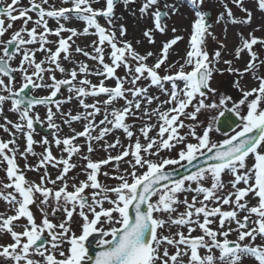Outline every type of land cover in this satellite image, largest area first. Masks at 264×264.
I'll list each match as a JSON object with an SVG mask.
<instances>
[{"label":"snow or ice","instance_id":"6c2138e0","mask_svg":"<svg viewBox=\"0 0 264 264\" xmlns=\"http://www.w3.org/2000/svg\"><path fill=\"white\" fill-rule=\"evenodd\" d=\"M20 2L10 0L6 6H0V38L13 29L15 21H23L9 39H0V115H3L6 103H10L9 111L18 113L17 122L5 116L4 123L0 124V128L13 136L8 141L0 140V158L7 162L8 180V183L0 182V199L15 213H0V234H10L13 241L0 245V257L8 258L9 264H245V260H251V264H264V244L256 243L257 237L264 240V74L259 71L264 61L253 50L255 45H264V38L254 34L261 30L260 27L247 36L238 33L240 43L235 48V59H241L245 51L250 57L242 70L233 68L232 60H223L227 65L225 70L237 76L233 87L242 92V98L233 101L231 96L212 87L214 73L223 74L224 70L218 69L217 65L221 63V50L226 45L220 43L219 49L210 57L207 39L215 40L216 37L210 31L207 11L203 10L205 0H183L182 4L168 0H140L135 10L129 5L137 4V0H105L103 8L93 7L100 0H62L70 7H56L49 0H29L27 7H20ZM230 2L245 15L236 17L225 3V11L219 14L217 23L251 25L253 13L244 7V0ZM118 4L133 17L138 12L140 19L152 20L153 26L143 31L150 44L155 43L156 32L166 33V21L171 15L179 13L184 4L190 5L195 19L184 62H167L170 50L183 39L180 35L164 42L158 54L137 51L132 41L125 39L128 30L116 15ZM256 4L264 12V0H256ZM29 13H35L37 18L33 20ZM100 17L105 19L107 27L99 22ZM73 18L85 23L82 31L66 27ZM49 19L57 22L55 29L49 27ZM30 21L33 27L29 29ZM38 28L43 30L38 32ZM90 29L94 31L90 32ZM171 31L175 34L178 30L172 27ZM64 32L69 33L66 38L62 36ZM50 35L58 37V41H50ZM79 35L98 37L90 45L91 52L79 45L75 47L76 53L96 61L95 69L83 61H75L71 69L62 66L61 54L63 60L73 63V37ZM53 43L56 44L54 51L46 47ZM35 44L39 47H29ZM105 45L110 48V63L105 61ZM37 52L45 53L39 62ZM18 55L19 64L14 67L13 61ZM150 58L154 61L151 64L148 63ZM121 66L126 69L124 77L117 75ZM173 69L177 70L173 72ZM57 71L67 78L57 79L54 74ZM45 74H48L47 80ZM246 74L258 81V87L248 91L241 87L240 81ZM92 75L102 77L98 84L88 79ZM107 79H114L115 86H105ZM17 80L20 81L18 88L14 87ZM141 80H148L149 84L138 85ZM152 86L167 99L161 100L160 96L150 94ZM62 87H66L69 95L63 101L54 99ZM42 88L49 89V94H30L32 90ZM101 95L106 97L102 101L86 102L89 97ZM209 97L214 98L209 101ZM73 99L83 111L75 114L71 110L62 111V104ZM121 100L123 105L117 106ZM153 103L155 107H152ZM37 106H46L45 120L47 127L54 130V144L58 148L63 145L62 152L67 154V158L54 156L49 140L44 137L40 143L45 146V151L39 154L38 163L34 166L25 163L24 166L29 171L44 170L39 182L28 180L17 165L19 147L15 134L8 127L11 125L16 132L24 133L26 147L20 155L25 161L28 155L36 156L33 150L37 143L33 138L35 125L45 122L35 111ZM190 106L193 110L187 111ZM213 109L219 110V116L212 117V122L198 131L199 114L202 110ZM228 112L239 117V130H234V134L222 142H214L211 134L216 120L225 117L223 122L231 126L226 117ZM98 116L103 118L97 120ZM58 117L69 127L73 122L85 121L83 130L76 132L73 129L74 135L60 138L57 135L60 125L55 122ZM129 119L143 121L139 133L145 143L135 135L133 124L127 122ZM185 120L191 123H185ZM157 128L156 136H150L149 133ZM184 128L188 132L181 134L180 130ZM117 130L126 135L130 142L128 146L122 145L119 137L112 143L105 141ZM94 132L97 134L93 135ZM81 137L85 139L89 153L81 157L87 161V179L70 184L69 180L74 178L68 173L77 167L71 162L72 157L80 156L81 152V146L74 141ZM100 141H105L102 147L106 152L117 146L123 151L115 156L109 152L107 158L93 161L90 156L95 151L93 143ZM178 145L180 148L174 158L160 156L162 151L171 152ZM127 157L131 159H125ZM249 158L253 159L251 166L247 163ZM122 162L129 168L121 171ZM109 164L113 165V171L102 173V166ZM49 166H62L55 179L48 172ZM168 166L195 170L175 178L176 169L170 171ZM226 174L232 177L227 184L223 179ZM100 175L118 183L106 186L99 180ZM241 183L244 187H238ZM228 185L231 190L225 191ZM86 189H91V193L87 194ZM187 193H192L191 200L187 195L181 199V194ZM250 194L258 198L256 206L249 207L245 198ZM105 203L110 206L105 208ZM181 204L184 206L182 212L178 211ZM226 205L231 210H223ZM32 206L40 213L39 222ZM61 212L63 217H59ZM240 212L247 214L241 219ZM74 214L81 218L79 235L71 227ZM253 214L257 217L255 221L251 220ZM21 218L26 219L24 225L14 224ZM217 218L218 226L213 228ZM55 219H59V223H54ZM17 226L22 231L14 230ZM166 226L168 235L163 234ZM172 227L178 230L172 233ZM184 228L187 234L179 230ZM197 229L201 234L193 235ZM234 232L237 238L230 240L229 236ZM97 233L111 239H100V250L93 256L89 242ZM65 244L68 247L63 250ZM169 246L174 252H169ZM214 250L219 254L216 255Z\"/></svg>","mask_w":264,"mask_h":264},{"label":"rangeland","instance_id":"374dc122","mask_svg":"<svg viewBox=\"0 0 264 264\" xmlns=\"http://www.w3.org/2000/svg\"><path fill=\"white\" fill-rule=\"evenodd\" d=\"M10 0H3V2L1 4L3 5H7V3H9ZM28 2L29 0H21L20 2V7H27L28 6ZM169 3L171 2H178L180 4L183 3V0H168ZM50 4H55L56 7H70V4H65L62 3V0H49ZM227 3L228 6L232 9L234 15L238 18H243V16L245 15L243 12H241L235 5H233L230 0H205V4L203 6V10H209L210 11V17H209V23L211 24V28L210 31L213 33V35L216 37L215 40H213L211 37H208L207 39V49L209 51V55L210 57L212 56V54L219 49L220 47V43H224L226 45V47L224 49H222V57H221V63L217 65V68L220 70H224L223 74H220V72L214 73V78L212 80V87L216 88L217 91L221 94H225V95H229L232 97L233 101H238L239 99L242 98V92L239 91L238 89H236L235 87H233V83L234 81L237 79V76L227 72L225 69L227 68V65H225L223 63V60H232L233 64L232 67L233 68H239V69H243L248 60L250 59L248 53L245 51L244 53L241 54V59L236 60L235 59V48L239 45L240 43V36L238 35V33L242 32L244 34V36H247L249 32H251L254 28H257L258 26L260 27V31H256L254 34L257 37L260 38H264V12H261L256 4V0H244V7L249 9L250 11H252L253 13V17H252V23L251 25H241V24H231L228 23L227 26H225V22L222 21L220 23H217V18L219 16L220 13L224 12V4ZM105 4V0H100L99 3L94 4L93 7L95 8H103ZM122 4H118L115 11H116V15L118 17L121 18V13H119L121 10H125L126 13V19L121 18L120 19V23H124L125 26L127 27V36L125 37V39L132 41L133 47L139 51L141 54H144L148 51H152L154 53H159L162 45L164 42H167L168 40L174 38V35H180L183 37L182 40L178 41L176 45L173 46V48L170 50V55L168 57V63L171 64L175 61H179L180 63H183V57L186 55V52L189 50V39L191 36V32H192V27H191V22L195 19L194 13L191 10V6L184 4L183 6L180 7V11L179 13L175 14V15H171L170 18L166 21L168 28L165 34H161L159 32L155 33V43L154 44H150L148 42V40L143 36V31L145 30V28H150L152 27V20L150 18H145V19H140L139 18V13L137 12V16L133 17V15L131 14L130 11L126 10L124 8V6L120 7ZM139 6V1L137 0V4L135 5H129L130 9H137ZM120 7V8H119ZM119 13V14H118ZM29 15H31L33 17V20H35L37 18L35 13H29ZM6 19V18H5ZM99 22L107 27L106 21L103 17L98 18ZM122 19H125L124 21ZM225 19H227L225 17ZM18 24V25H16ZM23 24L22 20H18L16 22H14L13 25V29L10 30L4 37H2V39L5 38H10L12 32L16 31L17 29H19ZM48 24L49 27L52 29H55L57 27V22L53 19H49L48 20ZM31 27H33L32 22L30 21L28 23V28L30 29ZM66 27H75L78 31H82L83 28L85 27V23L83 21H79L76 20L75 18H73V20L66 24ZM172 27L177 28V32L175 34H173V32L171 31ZM42 28H38L37 31L40 32L42 31ZM93 29H90V32H92ZM118 34V33H117ZM69 35V33L64 32L62 33V36H64L65 38ZM48 39L50 41H58V37L54 36V35H50L48 37ZM74 40V44L72 46L71 49V58L73 63H70L69 61H65L63 60V54H61V63L62 66L65 67L66 69H71L74 66V62L75 61H83L86 62L89 67L91 69H95L97 67V63L96 61L90 60L88 58H85L83 55L76 53L75 52V47L77 45H79L81 48H85L87 51L91 52L92 48L90 47L91 43L94 40H98V37L95 35H79L77 37H73ZM140 41L141 43L137 44L136 42ZM29 47H34V48H38L39 45L35 44V45H30ZM46 47L51 48L53 51L55 50L56 44H48L46 45ZM255 52H257L259 59L261 61H264V45H255L254 49ZM110 51V48L105 45V61L109 62L108 59V52ZM45 56L44 52H37L36 53V60L37 62H39L41 59H43ZM18 58V57H17ZM19 60H20V56H19ZM154 61L150 58L148 63L151 64ZM19 63V61H18ZM47 66V65H45ZM178 68V65H177ZM177 69H173V72H175ZM186 70H190V69H186ZM261 74H264V65H261L260 69H259ZM57 77V79H63V78H67L65 75L59 73L58 71L54 73ZM163 71H161V75H163ZM117 75L120 77H124L126 75V69L121 66L120 68L117 69ZM48 77V74H45V78ZM88 79H90L92 81L93 84H98L100 79H102V77H98L95 75L89 76ZM241 83V87L248 91L251 90L254 87H258V81L256 79H253L251 75L246 74L243 79L240 81ZM149 84L148 80H141L138 82V85L140 86H147ZM20 86V81L19 82H15L14 83V87L18 88ZM105 86L108 87H114L115 86V80L114 79H107L105 80ZM128 85L126 84L125 87H127ZM170 87V86H168ZM49 89H47V93H49ZM44 92H42V90L38 89V90H34L33 94L35 95H39L42 94ZM149 93L152 95H157L160 96L161 100H165L167 99V96L161 94L160 90L158 88H156L155 86H152L149 88ZM69 95L68 91H61V97L60 100L63 101L67 96ZM106 97L101 95L97 98H87L86 102L88 103H92L94 101V99H99V100H103ZM214 97H209V101L211 99H213ZM254 97H250L249 99H252ZM123 101H119V104L117 106H121L123 105ZM156 104L153 103L152 107H155ZM167 107V106H165ZM228 107H231V101L228 103ZM10 109V103H6L4 106V113L3 115H0V124L4 123V117L6 116L9 120L13 121V122H17L18 121V113L9 111ZM55 110V108H54ZM71 110L73 114H75L77 111H83L79 105L78 102L73 99L70 103H64L62 104V111H68ZM192 107L190 106L189 109L187 111H192ZM36 112H38L40 114V117H42L45 122L44 124L47 125V122L45 120V114H46V107H36L35 109ZM219 113V110L213 109V110H208V111H203L201 112V114H199L198 116V121H197V125H198V131L200 127H204L207 126L208 123L212 122V117L216 116ZM102 116H98L97 120L102 119ZM183 119V117H182ZM57 124L60 125V131L57 134L60 138H64L67 136H71L74 135L73 129H75L76 132L82 131L83 130V125L85 123V121H76L73 122L71 124V127H69L66 124L62 123V119L61 118H56L55 121ZM130 124H133V131L135 133L136 136L140 137L141 143H145L143 136L140 135L139 133V129L140 127L143 126V121L140 120H132L129 119L127 121ZM153 123H155V118H153L152 120ZM185 123H191L190 121L185 120ZM9 127V131L11 133L15 134V138H16V145L19 147V151L16 154V163L19 166V168L21 170L24 171L25 176L28 180L30 181H36L39 182L40 179V175L43 173V169H40L39 172L37 171H29L25 169V163H27L28 165H36L39 161V159L41 158V156L39 154H42L45 151V146H43L40 141H42V139L44 138V136L38 134V133H34V140L37 141L36 144L33 145V150L35 153H37L36 156H32V155H28L27 157V161H25V159L20 155L21 152L24 151L25 147H26V138L23 132H16L15 129H13L11 127V125L8 126ZM213 128L214 131L211 134L212 140L214 142H222L224 139H226L229 135L234 134V131L230 134H221L218 133L217 131H215V127L213 124ZM53 130V129H52ZM236 130H239V128H237ZM25 131H27V129H25ZM54 131V130H53ZM158 131L157 129H154L152 132L149 133L150 136H156ZM181 134H186L188 132L187 128L181 129ZM97 133L94 132L93 135H96ZM116 137L120 138L121 144L124 145L125 147L128 146V144L130 143L128 138L126 137V135L123 133V131L121 130H117L112 132L111 134H109L106 138L105 141L107 143H112L115 141ZM13 136L9 134V132H5L3 128H0V140L3 141H8L10 139H12ZM47 139L50 142L51 145V151L53 153L54 156H56L57 158H59L61 155H63L65 158H67V154L62 152L63 149V145H61L59 148L54 144V137L52 135V137H47ZM135 140V136L133 138V143ZM189 140L191 142H195L194 140L191 139V137H189ZM105 141H100L99 143L94 142L93 143V148L95 149V151H93L90 156L91 159L93 161H99L101 159H105L107 158V156L109 155V152L111 155L115 156L117 154H119L120 152L123 151V148H121L120 146H117L114 149L109 150V152H106L104 150V148L102 147V145L105 143ZM75 144H78L81 146V152H80V156H76L74 155L72 157L71 162L75 163L77 165L76 168L72 169L69 173L68 176L74 178V180H69V183H79V181L82 180H86L87 179V175L85 172V166L87 161L83 160L81 157L84 155H89V153L87 152V145H86V141L83 137L78 138L77 140L74 141ZM12 145H10L11 147ZM180 146L178 145L176 149H174L173 151L169 152L167 150L162 151L160 153V156L162 158H174L179 150ZM10 155V153H9ZM125 159H131V157H127ZM153 159H155V157H153ZM248 165L251 166L253 164V159L249 158V160L247 161ZM121 167V171H123V169L125 168H129V165L126 163H121L120 165ZM168 167H172V166H168ZM6 169L7 167L4 165V161H2L0 159V182L3 183H8L7 180V176H6ZM62 170V166H60L59 168H54L49 166L48 167V172L50 173L51 177L53 179H55V177L57 175H59L60 171ZM113 171V165L109 164L107 166H102L101 168V172H112ZM225 183L227 184V182L229 180L232 179V177L230 175H224L223 177ZM99 180L101 181V183L105 184L106 186H115L118 181H116L115 179H111L109 177H105L103 175L99 176ZM59 186V183L58 185ZM195 186V185H193ZM238 187H244L243 183H241L240 185H238ZM69 190H71V188H69ZM231 190V186L228 185L227 188L225 189V191H230ZM8 191H11V189H9ZM91 189H86V193L90 194L91 193ZM187 195L189 200H191V196L192 193H187V194H181V199H183V196ZM202 198V197H201ZM248 202H249V207L251 206H256L258 204V198H254L251 194L245 198ZM110 205H108L107 203L104 204V207L107 208ZM99 210V209H97ZM223 210H231L229 206H224ZM32 211L34 212V215L37 219V222L40 221L41 216L39 211L32 206ZM178 211H184V206L183 204H181L179 206ZM0 213H5L6 215H14V210L11 209V207L5 203V201L3 199H0ZM247 213L245 212H240L239 213V218H243L244 215H246ZM60 217L64 216V213L61 212L60 213ZM51 218V217H50ZM202 219V217H201ZM257 219L256 215L253 214L251 216V220L255 221ZM54 223H59V219H55L53 220ZM26 223V219L25 218H21L19 221L14 222V224L16 225H24ZM80 224H81V218L78 215L74 214V217L72 219V230L79 235L80 234ZM218 226V218H217V223L213 224L212 227L216 228ZM232 227L235 228L236 225L235 223L232 224ZM14 230L16 231H22V228L17 226L14 228ZM178 229L176 227H172L171 232L175 233ZM181 231H184L185 234H187V229H179ZM163 234L164 235H168L169 231L167 230V226L165 228V230H163ZM201 232L199 231V229H197L196 232L193 233V235H200ZM237 238V233H232L229 236V239L231 240H235ZM12 239L10 234L7 233H2L0 234V245H7L9 243H12ZM247 242V241H246ZM257 244H264V240H262L260 237H257L256 240ZM68 247L67 244L64 245V249L66 250ZM202 254H203V250ZM169 252L172 253L174 252V249L171 248L169 246ZM215 254L218 255V251L214 250ZM58 256V253H57ZM3 258V257H0ZM37 259H39V257H36ZM59 258V256H58ZM8 259V258H7ZM187 258H185L186 260ZM0 264H6V262H0ZM14 264V262H13ZM245 264H251V260H245Z\"/></svg>","mask_w":264,"mask_h":264},{"label":"water","instance_id":"95a60500","mask_svg":"<svg viewBox=\"0 0 264 264\" xmlns=\"http://www.w3.org/2000/svg\"><path fill=\"white\" fill-rule=\"evenodd\" d=\"M226 117L229 118V124H231L230 127L228 126V124H225L223 122L225 120V117H220L217 120V127H218V129H220L222 131H229L230 129H232L233 127H235L237 124L240 123V121L237 119V117L231 112L226 113ZM194 170L195 169H187V168H179L178 167V168H176L174 176H175V178H179L180 175L188 174L190 171H194ZM100 239H103V237L99 233L94 234V236L92 238H90L89 248H90V254H92L93 256L95 255L96 251L100 250V248L98 247V244H97Z\"/></svg>","mask_w":264,"mask_h":264},{"label":"bare ground","instance_id":"6f19581e","mask_svg":"<svg viewBox=\"0 0 264 264\" xmlns=\"http://www.w3.org/2000/svg\"><path fill=\"white\" fill-rule=\"evenodd\" d=\"M138 1L140 2V0H138ZM122 6H123V5H121L120 7H122ZM120 7H119V8H120ZM119 13H121V18H124V17H125V19H126V13H127V12H126L125 10H121ZM119 13H118V14H119ZM125 19H122V20L124 21Z\"/></svg>","mask_w":264,"mask_h":264},{"label":"flooded vegetation","instance_id":"af4514ba","mask_svg":"<svg viewBox=\"0 0 264 264\" xmlns=\"http://www.w3.org/2000/svg\"><path fill=\"white\" fill-rule=\"evenodd\" d=\"M0 47H2V45H0Z\"/></svg>","mask_w":264,"mask_h":264}]
</instances>
